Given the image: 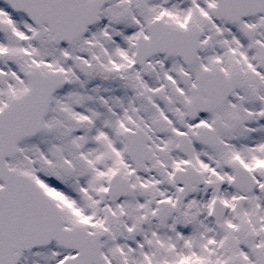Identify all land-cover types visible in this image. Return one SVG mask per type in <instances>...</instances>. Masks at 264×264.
Listing matches in <instances>:
<instances>
[{"label": "snow or ice", "instance_id": "snow-or-ice-1", "mask_svg": "<svg viewBox=\"0 0 264 264\" xmlns=\"http://www.w3.org/2000/svg\"><path fill=\"white\" fill-rule=\"evenodd\" d=\"M0 264H264V0H0Z\"/></svg>", "mask_w": 264, "mask_h": 264}]
</instances>
